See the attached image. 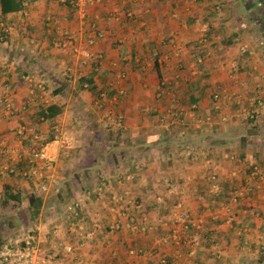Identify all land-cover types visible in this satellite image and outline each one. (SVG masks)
<instances>
[{"label": "crops", "instance_id": "1", "mask_svg": "<svg viewBox=\"0 0 264 264\" xmlns=\"http://www.w3.org/2000/svg\"><path fill=\"white\" fill-rule=\"evenodd\" d=\"M61 1L0 14V187L43 193L39 253L57 264H264V0L257 15L246 0L244 14L233 0H101L85 7L101 37ZM67 25L91 57L56 45ZM68 63L81 77L67 79ZM44 102L61 112L41 121ZM28 129L47 136L41 180ZM67 180L83 222L44 206L67 198ZM177 212L199 228L185 233Z\"/></svg>", "mask_w": 264, "mask_h": 264}, {"label": "rangeland", "instance_id": "2", "mask_svg": "<svg viewBox=\"0 0 264 264\" xmlns=\"http://www.w3.org/2000/svg\"><path fill=\"white\" fill-rule=\"evenodd\" d=\"M233 1H234L233 3L236 5V7L239 10V12H242V14H244L243 13L244 12L243 8L241 6V1L240 0H233ZM100 2H98V3H100ZM245 2H246L247 5H249V7H253V4H257L258 3L257 0H246ZM72 3H73V7H72V9L70 11L71 12L74 11V13H71L70 16H71L72 20L75 22V24L76 25L79 24L78 23L79 20L80 21L84 20V21H87L88 22L87 25H89L91 27V25H90L91 21H88L87 19H85V7L87 5H93V4H98V3H92V4L83 3L82 4L83 12H84L83 16H80L81 12L79 10V6L76 5V3H75V0H73ZM252 11H253L254 15L258 14V10L254 9V7L252 8ZM86 15H88V14L86 13ZM94 28H95V25H94ZM91 29L93 30V28H91ZM60 32H61L60 33L61 35L67 34V35H70V36H74L72 34L73 31H71L69 25H67V29H62V30H60ZM63 39H64V37H61L60 39H57V41L55 42L58 47H60L59 46V41H61ZM78 45H79V43H78ZM60 48L67 49V54L68 55H70V54H72V55L74 54L75 55V53L72 52L69 43H67V45H65L64 47H60ZM89 57H91V56H89ZM68 65H69V63L67 64V79L71 80L73 77H76V78L78 76L81 77V75L79 74L78 71H75V73L73 74L72 70H68V67H69ZM28 87L32 88V89L34 88V86H32V85H30ZM216 92H218V91H216ZM218 95H219V97L216 98L214 100V102H218V100L220 98V92H218ZM221 125H223V124H221ZM53 126L54 125H52V127H51V130H52L51 137L52 138H54V135H55V129H54ZM58 129H59V126H58ZM23 134H25L24 145L26 146V149H27V150H25V155H27L26 157L29 158V160H30L29 162H31V166H32L31 168H33V173H31V175L32 176H33V174L36 175L37 172H39V174H40L39 175V180H41V178H43V176H45L43 174L44 171H45V168L43 167L44 166L43 162H45V160H47L48 157L44 158V159H41V158H39V157H37L35 155V152L42 148L48 154V152H49L48 148H47L46 144H44L45 140H47V136L42 134V137H38L37 133L31 132L29 129H28V131H25ZM66 139H68V137ZM94 146H95V148L97 147L99 149V151L101 150L100 149V147H101L100 144L95 143ZM67 156H68V154H67ZM92 156H93V158L96 157V151H94V153L91 154L90 156H87V158L89 159ZM23 171H25V173H23ZM211 174H213V173H211ZM19 175H21L22 177H26L27 175H30V174L24 168L22 171H20ZM213 175H214V178L210 179V187L211 188L216 186L215 174H213ZM89 184H90V182H89ZM212 184H213V186H212ZM77 186L78 185L76 183H74V188H77ZM38 193H41V192H38ZM42 194L43 193H41V195ZM47 195H49V194H47ZM71 198L75 199L72 196V197L64 199L63 202L62 201L60 202V204H63V206H62L63 214L66 212L65 204H67V202L73 200ZM44 206L45 207L46 206H50V207L52 206V208L57 209V211H60V208H61V206L57 204L56 199L54 198L53 195H49L48 197L44 198ZM0 213H1V216H2L0 229H1L2 232H4L5 239L8 238L7 239L8 240V242H7L8 246L7 247H10V246H13L14 244L19 243V239L22 238L23 236H27V235H31L32 234L34 236V238H35L36 233L34 232V230H35L34 229V220L27 217L28 214H27V208H26V200H22L21 203L17 207L16 206H12V205H8V207L2 209V211H0ZM67 215H68L67 217L70 218V215L68 214V212H67ZM78 217L80 218V219L78 218L79 219L78 221L83 222V219H82L83 217H81L80 215H78ZM75 219L77 220V218H75ZM178 226L181 227L180 224ZM198 228H199V226L194 224L191 229H190V226L184 228V231H185V233L187 232V234L189 235V234L195 232L196 229H198ZM173 229H175V228H173ZM166 235H167V232L161 234V236H166ZM0 264H2L1 256H0Z\"/></svg>", "mask_w": 264, "mask_h": 264}, {"label": "built area", "instance_id": "3", "mask_svg": "<svg viewBox=\"0 0 264 264\" xmlns=\"http://www.w3.org/2000/svg\"><path fill=\"white\" fill-rule=\"evenodd\" d=\"M100 1L101 0H81V1L75 0V3L76 5L79 6V10L81 12L80 16H83L84 15L83 7H82L83 3L92 4V3H98ZM90 25H91V28H93L94 37H101L102 31L98 28H94L93 23H91ZM63 37L64 39L59 41L60 47H64L65 45H67V43H69L73 53L82 55L83 57L91 56L92 52L88 50L87 48L80 47L78 45V42L75 36H70V35L65 34ZM88 41L89 42L92 41V38H88ZM214 97H217V94H214ZM6 106H8V104ZM102 125L106 127L108 125V122H104ZM53 127L55 129L54 139L58 140L59 145L62 146L63 148H70L71 140L66 139L62 136L60 130L58 129V125L54 124ZM35 155L41 159L48 157L47 152L44 151L42 148L36 151ZM213 178H214V175L211 174L210 179H213ZM47 186L48 185L46 182H42L39 187H40V190L45 191L47 190ZM97 187L98 189H100L101 186L99 185ZM77 209H78V202L75 199L67 202V204L65 205V210H67V212H69L74 218L78 219L79 217H78ZM176 215H177V218L181 219L180 225L183 228H186L188 224L187 222H184L183 214L181 212H177ZM141 229L142 230L146 229V226H141ZM176 236L177 234L174 231H172V234L170 235V237L176 238ZM63 248L69 251L72 249V245L65 244L63 245ZM140 251H141L140 248H137V249L129 248L128 254L132 255L135 252L140 253ZM0 256H1L2 264H57L53 261V256L51 254L42 255L39 253L36 238H34L32 234L23 236L22 238L19 239V243L14 244L13 246L5 247L1 249Z\"/></svg>", "mask_w": 264, "mask_h": 264}, {"label": "trees", "instance_id": "4", "mask_svg": "<svg viewBox=\"0 0 264 264\" xmlns=\"http://www.w3.org/2000/svg\"><path fill=\"white\" fill-rule=\"evenodd\" d=\"M24 1L25 0H0V14H8L13 13L17 10H20L24 7ZM73 0H62L60 4L66 6L67 8L72 7ZM87 80V78H83V81ZM82 87H84L82 85ZM62 110V106L60 103L57 102H44L42 107L39 109L38 115L40 117L41 121L45 120H52L55 116H57ZM53 124H56V122H53ZM222 137V136H220ZM214 142L217 143H224V139H215ZM24 164V165H23ZM26 162H21L20 169L26 168ZM76 174V172H74ZM64 183V195H67V198L72 196L73 193V187L70 184V182L67 180L63 182ZM54 198L56 199V202L58 205H61L60 202L63 201V197H61L60 194H53ZM22 200H26V208H27V214L28 218L34 219L37 216L38 207L41 202V193H34L31 190H28L25 197H21L20 191L18 188H15L11 186L9 183H3L0 187V211L2 209L8 207V205L12 206H18ZM37 202V203H35ZM66 205V204H65ZM1 213H0V225H1ZM189 224L187 225V227ZM5 244V236L4 232L0 229V248L3 247ZM7 247V246H6ZM4 248V247H3ZM2 248V249H3Z\"/></svg>", "mask_w": 264, "mask_h": 264}, {"label": "water", "instance_id": "5", "mask_svg": "<svg viewBox=\"0 0 264 264\" xmlns=\"http://www.w3.org/2000/svg\"><path fill=\"white\" fill-rule=\"evenodd\" d=\"M35 203H37V202H35Z\"/></svg>", "mask_w": 264, "mask_h": 264}]
</instances>
